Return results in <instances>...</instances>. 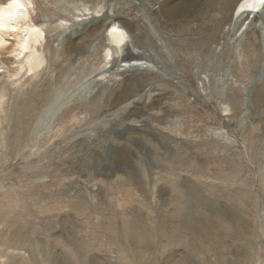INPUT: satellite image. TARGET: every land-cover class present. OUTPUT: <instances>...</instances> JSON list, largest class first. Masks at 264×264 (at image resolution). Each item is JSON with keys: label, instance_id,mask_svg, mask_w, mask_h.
<instances>
[{"label": "rangeland", "instance_id": "374dc122", "mask_svg": "<svg viewBox=\"0 0 264 264\" xmlns=\"http://www.w3.org/2000/svg\"><path fill=\"white\" fill-rule=\"evenodd\" d=\"M225 1L139 14L156 75L101 111L59 43L35 80L0 65V264H264V30L225 35Z\"/></svg>", "mask_w": 264, "mask_h": 264}, {"label": "bare ground", "instance_id": "6f19581e", "mask_svg": "<svg viewBox=\"0 0 264 264\" xmlns=\"http://www.w3.org/2000/svg\"><path fill=\"white\" fill-rule=\"evenodd\" d=\"M26 1L27 3L24 0H0V65L9 71L14 70L12 66L15 65V71H23L27 76L32 75L31 79L35 80L38 74L46 75L51 66H57L50 54L54 53L52 44L59 43L62 46L61 56H65L67 60L64 61L69 62L63 75L74 78L75 81L69 84L70 88L85 79L84 83L92 90L88 107L92 111L104 110L107 98L119 104L126 96H130L129 89L138 85L140 79L144 80L138 74L129 78L131 73H140L142 70L151 72L152 76L156 75L149 69L150 65L145 67L141 63L147 60L149 62L150 59L140 51L142 40L137 27L139 14L144 15L141 16L142 24H153L156 30H160L152 20L156 13L170 15L169 11L174 7L182 6L187 10L194 8L193 4H184L185 0H29L30 3ZM157 4L162 7L158 12L153 8ZM217 4L219 17L221 13L226 15L222 17L228 25L227 29L222 30L225 35L236 37L239 33L238 28L246 25L242 37H245V40L251 38L254 42L259 41L260 36H257L256 32L264 30V0H229ZM208 16L213 17L211 11L196 16L194 22L200 25ZM40 21L44 23L40 24ZM259 21L262 27L259 25L255 27ZM235 24L238 28L234 27ZM115 26L123 28L124 33L119 29H112L109 32L117 48L112 50L104 34ZM149 35L157 41L153 33L149 32ZM151 60L155 65L162 63L160 59ZM91 64L93 66L89 68ZM116 87L121 89L116 90ZM155 91L152 88L147 92L140 90L135 96H141L143 101L145 98L152 100L154 95L151 94ZM142 93L143 95H140ZM59 95L53 93L47 103V111L56 105ZM128 101V107L135 108L136 103L130 99ZM69 106L82 109L78 100ZM61 109L68 110L65 107ZM223 109L224 112L227 111L226 106Z\"/></svg>", "mask_w": 264, "mask_h": 264}, {"label": "clouds", "instance_id": "9594fccd", "mask_svg": "<svg viewBox=\"0 0 264 264\" xmlns=\"http://www.w3.org/2000/svg\"><path fill=\"white\" fill-rule=\"evenodd\" d=\"M115 29H120V31H122V33H124V29L117 26ZM112 30V28H109L106 33L104 34L107 42L110 44V45H114V42H112V38H111V35H109V32ZM106 53V52H105Z\"/></svg>", "mask_w": 264, "mask_h": 264}]
</instances>
